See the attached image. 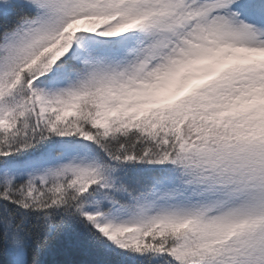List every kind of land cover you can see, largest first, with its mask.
<instances>
[{
	"label": "snow or ice",
	"instance_id": "obj_1",
	"mask_svg": "<svg viewBox=\"0 0 264 264\" xmlns=\"http://www.w3.org/2000/svg\"><path fill=\"white\" fill-rule=\"evenodd\" d=\"M0 264H264V0H0Z\"/></svg>",
	"mask_w": 264,
	"mask_h": 264
}]
</instances>
